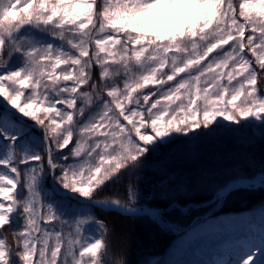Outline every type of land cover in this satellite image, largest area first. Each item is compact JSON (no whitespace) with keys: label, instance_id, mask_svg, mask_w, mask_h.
Returning <instances> with one entry per match:
<instances>
[{"label":"rangeland","instance_id":"obj_1","mask_svg":"<svg viewBox=\"0 0 264 264\" xmlns=\"http://www.w3.org/2000/svg\"><path fill=\"white\" fill-rule=\"evenodd\" d=\"M14 1L0 0V17ZM182 8L190 12L179 15L177 10ZM127 20L133 32L152 40L122 47L110 26L93 22L89 8L64 15L47 13L44 18L43 13L27 10V19L5 27L11 52L0 62V70L24 66L30 78L27 105L40 106L50 120L49 129L40 121L41 126L34 128L50 131L55 143L47 139L48 133L29 130L22 121L29 120L0 100V226L6 225L11 237L10 241L0 238V264H43L55 241H60L62 255L77 243L84 220L79 208L75 203L61 204L52 187L38 184L32 178L35 174H29L35 165L50 174L49 151L58 156L66 152L77 157L87 155L89 161L98 151L99 156L125 159L138 151V144L150 129H158L181 114H206L218 104L216 98L226 86L252 85L250 65L246 64L247 69L235 67L242 61L241 52L246 53L242 34L264 58V0H136ZM190 25L199 29L183 38V30ZM240 26L246 27L242 33ZM90 40L103 57L99 72L106 86L104 92L96 89L91 79H84L81 51ZM231 69H237L238 74L229 75ZM18 78H11V86L19 85ZM131 90H136L139 98L120 103V96ZM27 130L33 133L24 135ZM68 136L72 144L67 149L61 144ZM44 153L45 161L41 158ZM9 158L12 165L7 163ZM15 172L20 173L22 192L14 224L9 220V210L16 189ZM55 182L61 189L73 191L61 187L60 178ZM39 190L47 194L50 205L37 196ZM203 203L190 202L182 210L205 206ZM220 205L214 204L215 211ZM155 207L158 211L152 219L168 232L180 234L184 222L159 220L171 207ZM209 212L205 210L189 222ZM245 234L246 240L237 241L248 253L241 264H252L259 247L264 246V228L252 223ZM205 256H210L213 264L226 263V255L210 251ZM64 257L62 264H69Z\"/></svg>","mask_w":264,"mask_h":264},{"label":"trees","instance_id":"obj_2","mask_svg":"<svg viewBox=\"0 0 264 264\" xmlns=\"http://www.w3.org/2000/svg\"><path fill=\"white\" fill-rule=\"evenodd\" d=\"M134 1L16 0L0 17V62L11 52L5 27L27 19V10L43 13L44 18L47 13L64 15L89 8L93 22L98 25L105 22L110 26L117 33L122 47L152 40L133 32L128 23L127 15ZM232 1L234 3L235 0ZM177 12L183 15L190 11L182 8ZM239 28L242 33L244 26ZM198 29L196 25L187 26L183 30V38L191 37ZM241 42L246 53L241 52L242 61L235 67L246 66L244 69H247L250 65L252 85L234 83L230 88H222L216 98L218 104L209 108L206 114L195 111L192 115L169 118L160 128L146 132L135 154L121 160L112 159L109 155L99 156L100 151L93 153L90 161L87 155L77 157L66 152L58 156L53 151L55 179H61V187L73 189L82 196L115 198L129 204L162 208L171 205L159 220L184 222L185 226L194 216L210 210L209 216L193 221L180 234H174L146 214L126 215L56 195L61 204L75 203L84 219L79 225L77 243L64 253L69 264H212L205 256L210 251L217 255L226 253L227 264L242 263L240 246L234 239L245 234L251 222L264 228V185L229 191L222 197L217 211L214 208L216 202L196 208L188 206L185 210L175 205L201 203L233 179L264 173V58L249 45L245 34H242ZM81 53L85 62L84 79H91L93 83L90 81V84L104 92L106 86L101 83L99 72L103 58L100 51L90 40ZM23 67L9 66L0 70V100L27 120L40 121L49 129L50 120L45 111L40 106L34 108L31 102L27 105L30 78ZM228 74H238L237 69L229 70ZM14 75L19 76V85L13 87L10 81ZM137 99L135 91L131 90L120 96L119 102ZM29 130L43 132L34 127ZM29 130L23 134H32ZM48 137L55 143L50 131ZM71 140L68 136L61 145L68 149ZM45 155L41 156L44 161ZM7 163L12 165L13 160L9 158ZM29 174L38 184L49 186L50 174L43 173L37 165ZM39 191L37 196L43 197L45 205H50L47 194ZM1 237L11 240L6 225L0 226ZM60 244L58 240L49 247L50 255L43 264L64 262ZM259 249L252 264H264V246Z\"/></svg>","mask_w":264,"mask_h":264},{"label":"water","instance_id":"obj_3","mask_svg":"<svg viewBox=\"0 0 264 264\" xmlns=\"http://www.w3.org/2000/svg\"><path fill=\"white\" fill-rule=\"evenodd\" d=\"M32 124L36 125V123H32ZM52 171L54 172V168H52ZM53 172H52V176H51V180H50V183H51L52 186L54 184ZM15 177H16V182H17V188H16V190L13 193V197H12V200H11V209H10V220L13 221V222L17 221V213H18V210H19L18 203H17V198H18V196L21 193V180H20L19 172L15 173ZM238 186H240V185L234 184V182H231L223 190H224V192H227V191H229V190H231V189H233L235 187H238ZM56 193L63 194V195H69V196H72V197L76 198L80 202L91 203L93 205H96V206L100 207L99 204H97V202H100V200H98V199H86L84 197L78 196L74 192H69V191H59L58 190V191H56ZM136 207H137V209L133 210L131 212H123V211H120L119 209H117V211H120V212H122L124 214H128V213H148L147 211L144 210V206H142L141 208H139L140 206H136ZM103 209H113V208H103Z\"/></svg>","mask_w":264,"mask_h":264},{"label":"bare ground","instance_id":"obj_4","mask_svg":"<svg viewBox=\"0 0 264 264\" xmlns=\"http://www.w3.org/2000/svg\"><path fill=\"white\" fill-rule=\"evenodd\" d=\"M262 181L264 182V177L262 175H257L251 181L250 179H240V180H237L235 183L245 185V184H251V183H260ZM97 204H99V206L103 208L119 209L120 211H123V212H131L133 210H136L137 208V207L125 206L115 201H101V202H97ZM144 210L147 211L152 216H155L158 211V209L153 208V207H145Z\"/></svg>","mask_w":264,"mask_h":264}]
</instances>
